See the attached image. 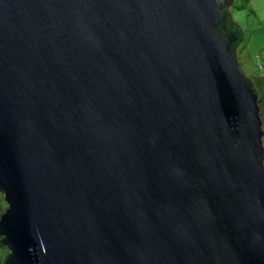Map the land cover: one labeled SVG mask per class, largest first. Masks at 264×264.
<instances>
[{
    "label": "water",
    "instance_id": "water-1",
    "mask_svg": "<svg viewBox=\"0 0 264 264\" xmlns=\"http://www.w3.org/2000/svg\"><path fill=\"white\" fill-rule=\"evenodd\" d=\"M232 2L0 0L3 264H264Z\"/></svg>",
    "mask_w": 264,
    "mask_h": 264
},
{
    "label": "rangeland",
    "instance_id": "rangeland-1",
    "mask_svg": "<svg viewBox=\"0 0 264 264\" xmlns=\"http://www.w3.org/2000/svg\"><path fill=\"white\" fill-rule=\"evenodd\" d=\"M229 8L233 20L243 28L244 37L237 47V58L244 75L254 80L264 132V0H233ZM262 145L264 148V134ZM5 208L0 192V214ZM8 252L0 243V264Z\"/></svg>",
    "mask_w": 264,
    "mask_h": 264
},
{
    "label": "trees",
    "instance_id": "trees-1",
    "mask_svg": "<svg viewBox=\"0 0 264 264\" xmlns=\"http://www.w3.org/2000/svg\"><path fill=\"white\" fill-rule=\"evenodd\" d=\"M225 6H228V5H225ZM225 25H226V29L225 30H222V29L219 28V30H220V32L222 34H224L226 32V30H234V31H238L240 33L237 42H235L234 45H233L234 57L238 61V58H237V47H238L239 43L243 40V37H244L243 29H242L240 24L236 23L233 20L230 11L227 13V17L225 19ZM246 78L248 80H250L252 82L253 86H254V80L252 78H249V77H246Z\"/></svg>",
    "mask_w": 264,
    "mask_h": 264
}]
</instances>
